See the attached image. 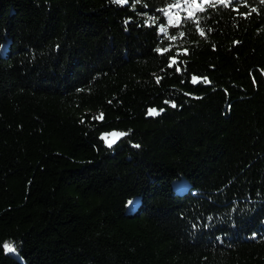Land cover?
Instances as JSON below:
<instances>
[{"label":"trees","instance_id":"obj_1","mask_svg":"<svg viewBox=\"0 0 264 264\" xmlns=\"http://www.w3.org/2000/svg\"><path fill=\"white\" fill-rule=\"evenodd\" d=\"M0 264H264V0H0Z\"/></svg>","mask_w":264,"mask_h":264},{"label":"snow or ice","instance_id":"obj_2","mask_svg":"<svg viewBox=\"0 0 264 264\" xmlns=\"http://www.w3.org/2000/svg\"><path fill=\"white\" fill-rule=\"evenodd\" d=\"M117 3H122V2H126V0H116ZM194 81H195V78H193ZM173 107H175V105H173ZM114 136L116 135H119V134H116V133H113ZM4 247L7 248L8 251H13L12 247L8 244L4 245Z\"/></svg>","mask_w":264,"mask_h":264},{"label":"rangeland","instance_id":"obj_3","mask_svg":"<svg viewBox=\"0 0 264 264\" xmlns=\"http://www.w3.org/2000/svg\"><path fill=\"white\" fill-rule=\"evenodd\" d=\"M205 0H203V2H204ZM202 2V3H203ZM116 137H118V135H116ZM179 183H180V185H181V187L183 188V189H185L186 187L185 186H187V182H186V179L185 178H182L180 181H179Z\"/></svg>","mask_w":264,"mask_h":264},{"label":"water","instance_id":"obj_4","mask_svg":"<svg viewBox=\"0 0 264 264\" xmlns=\"http://www.w3.org/2000/svg\"><path fill=\"white\" fill-rule=\"evenodd\" d=\"M190 2H193L196 7H200L201 3L203 2V0H188Z\"/></svg>","mask_w":264,"mask_h":264}]
</instances>
